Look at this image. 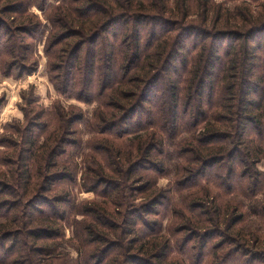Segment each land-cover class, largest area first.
I'll return each mask as SVG.
<instances>
[{
	"label": "trees",
	"instance_id": "16d2710c",
	"mask_svg": "<svg viewBox=\"0 0 264 264\" xmlns=\"http://www.w3.org/2000/svg\"><path fill=\"white\" fill-rule=\"evenodd\" d=\"M1 1L0 57L3 53L12 56L6 60L10 63L5 64V74L35 72L34 65L17 70L15 56L25 52L26 46L16 38L35 28L24 17L23 6L44 10L48 0L13 6L1 5ZM194 2L60 0L50 6L51 43L67 42L58 57L62 63L53 68L67 74L66 84L62 87L55 82L56 90L73 95L78 86L80 100L97 102L91 130L113 132L110 135L119 139L134 137L120 143L107 139L113 142L108 146L115 159L113 176L101 182L100 174L93 178L87 173L86 183L80 184L82 190L97 191L106 184L96 194L104 201L68 205V189L54 197L47 195L56 190V183L75 179L66 165L65 171H55L62 162L58 149L68 144L67 136L62 139L56 132L68 131L75 114L56 108L60 125H54L55 130L39 143L34 129L43 111L34 114L23 129L15 123L6 125L10 134L0 137V147L6 148L0 154V251L4 249L6 259L0 264H159L176 260L175 252L185 261L196 256L197 264L208 254L216 264H264V254L248 247L260 238L252 235L248 239V231L242 228L254 220L264 226V171L258 168L264 162V77L257 82L253 79L254 61L261 58L259 48L249 44L264 32V4L256 11L240 5L225 10L213 0ZM19 14L24 18L21 21ZM8 15L10 22L1 17ZM198 21L203 28L193 25ZM229 37L233 41L224 48L223 39ZM57 78L50 76L52 82ZM207 94L217 101L206 114ZM251 94L258 99L249 98ZM119 125L122 129L115 131ZM187 125L203 127L191 139H180ZM250 128L254 136L248 133ZM76 144L80 146V141ZM91 149L98 147L92 144ZM175 158L180 162H173ZM171 165L179 176H187L176 181L174 192L190 193L178 204L185 212L181 214L183 224L166 236L161 226L152 227L157 221L147 216L169 198L151 174H164ZM217 165L223 171V198L233 196L234 201L223 199L220 204L217 198L221 195H212L214 187L218 188L215 184L205 187L212 189L207 200L204 196L195 204L204 189L203 172ZM135 192L144 196V203H135ZM74 213L83 216L70 241L79 252L76 258L60 250L63 227ZM142 219L145 224L138 229L136 221ZM185 221L192 229L189 235H181L190 231ZM160 236L166 237L158 241ZM216 236L223 238L222 243L211 245ZM100 242L103 248L96 245Z\"/></svg>",
	"mask_w": 264,
	"mask_h": 264
},
{
	"label": "rangeland",
	"instance_id": "374dc122",
	"mask_svg": "<svg viewBox=\"0 0 264 264\" xmlns=\"http://www.w3.org/2000/svg\"><path fill=\"white\" fill-rule=\"evenodd\" d=\"M28 0H9V1H1V5H9L13 6L16 2H21L26 4ZM199 0H196V2ZM215 3L221 5L225 10L233 9L235 6H244V7H251L252 10L259 11L262 8V4H264V0H260L259 2H255L254 0H213ZM60 2V0H48L46 4L44 5V10H41L37 6L29 7L28 5L23 6V15L24 17H28L27 20L32 21L31 25L33 26L35 24V28L30 32V34L18 36L16 38V41L19 45L26 46V51H21L19 55L15 56L18 58L19 62L17 63L18 67L17 70L21 67V72L24 70V67H35V72L32 73H25L21 74V76L13 75L8 76L5 74V64L8 65L10 62H7L6 60L11 59L12 56L5 55L3 53L0 57V98L3 99V105L0 108V137L2 136H9L10 132L6 131L4 127L8 124H14L15 127H19L23 129L22 127L27 125V122L31 117L36 113L44 112L43 117L36 121L38 123L35 125L36 130V142L39 143V141H42L44 137L47 136V134L50 131H54L53 128L54 125L58 127L60 125V117L56 113V108L64 110L69 113H74L75 118L73 124L68 126V131H66L64 134L62 132H56V135L58 137H66L67 145H63L58 149V152L60 156L58 157V161H62L59 163V166L55 169V171L60 172L61 170L65 171V165L68 169V171L72 172L71 174H74V180H65L62 182L56 183L54 185V188L56 189L54 192L49 193L48 197H54L58 195V193H61L62 190H66L71 194V202L68 203V205L72 204H78L81 205L83 202L91 201V200H98V202H103L100 197H98L96 194L97 192L101 193L102 189L105 187L106 184H103L98 191L94 189H81L80 184L87 181L85 179L86 174L89 173V175L93 178L97 177L96 175L100 174L98 179L101 178V182L103 179H105L107 176L111 177L113 176L111 174V170L113 168V165L115 163L114 156L110 152V147L112 146L113 142H107V139L110 141L115 140L116 143H120L122 141L128 140L131 137L134 136H125L119 139L118 137H113V132H109L107 134H102V132H95L94 130H91V124L95 122L94 113L97 108V102H90L87 103L83 100H80L78 98L79 96V90L78 86L76 88L74 87L73 95H63L59 93L55 88V82L60 84V86L64 87L65 82L67 79V74L58 72L57 70L54 71L53 68L58 65L57 63H62L63 58L59 59L58 57L60 54H62V49L66 47L67 42H63L60 44H57L56 46H53L51 43V36L53 33V27L51 23L48 20V13L51 11L50 6L51 5H57ZM194 2V4H196ZM29 10V11H28ZM16 16L15 14H12ZM4 18L7 22L11 21V15L8 16H1ZM19 21L24 19L21 17V15H18L17 18ZM193 19H198L197 15L193 16ZM225 20V18H223ZM193 25H196L197 27L203 28V25L200 21L194 23ZM58 29V28H57ZM55 28V30H57ZM222 29V28H221ZM233 30H237L236 28H231ZM232 30V31H233ZM226 32L227 30L222 29V32ZM246 31V30H245ZM261 33V32H260ZM77 41V39H73L72 42ZM194 41L191 40V42ZM233 41L232 37L223 39V43H225L224 48ZM244 40H241L240 43L243 44ZM251 47H258L259 50L257 53H259L261 60L259 58L255 60L256 68H254V81L257 82L258 77H264V32L256 36L255 38H252V41L249 42ZM255 52V51H254ZM223 53V51H222ZM26 56V58L22 57ZM223 56V55H222ZM3 57V60L1 58ZM13 57V58H15ZM63 57V55H62ZM25 59V60H23ZM3 63L1 64V62ZM6 61V62H5ZM22 61V62H21ZM24 61V62H23ZM83 62V61H82ZM252 62V61H251ZM25 63V64H22ZM36 63V64H34ZM4 64V66H3ZM77 75L78 72H75ZM51 74V75H50ZM59 75V76H57ZM50 76L52 77H58L55 81L50 80ZM80 76H77L76 80L79 79ZM257 94H260L259 92H256ZM257 98L258 97L255 94H251L249 98ZM217 98L213 95H205L204 97V109L206 111V114L209 111H212V103L216 102ZM185 103V102H183ZM84 115L83 117L81 115ZM19 122V123H18ZM53 123V125H51ZM124 125V124H122ZM31 126V125H30ZM107 125L106 127H108ZM189 129L186 131H182L180 139H191V136L197 135L195 130L197 129L198 133L200 132L201 128L203 126H196V125H187ZM105 127V126H104ZM184 127V126H183ZM19 128V129H20ZM122 129V126L119 125L118 128L115 129V131H119ZM199 129V130H198ZM251 128L249 129L248 133L252 136H254L256 133L253 131L250 132ZM69 133V134H68ZM201 134V133H200ZM20 133H16L14 135V138L19 137ZM193 135V137H194ZM76 141H80V146L76 144ZM101 142V143H100ZM100 143V144H98ZM95 144L98 149H101L98 151V149H91V145ZM65 149V150H62ZM6 148L0 147V154L5 151ZM176 160H173V162H180L178 158H175ZM140 160V159H138ZM142 160V159H141ZM157 161V160H156ZM58 163V162H57ZM172 166V165H171ZM173 167V168H172ZM169 167L170 170L165 171L164 174H151L152 177H157V187L160 189H163L169 198H166L162 201V203L155 208V212L152 215H148L149 221H157L154 223L152 227H154L156 230L159 229L161 226V232L166 236H171V229H175L177 225H182L183 221L181 220V214H184L185 212L182 210V208L178 205L183 199H186L187 192H174L175 183L177 180H185L187 177H181L177 174L176 170L174 169L175 166ZM260 170L264 171V162L259 164L258 167ZM220 165L209 167L205 172H203L202 177L200 178L201 186L204 187L202 191H200L197 194V200H195V204H197L199 201L204 199V196H206L205 201L208 197V191L211 190H205V187L213 188L215 184L218 188H215V190H212V195L215 193L220 194L221 198H217L220 204H223L224 201H228L229 199L231 201H234V197H230L227 195V198H223L225 194H223V191L225 192V188L223 189V171ZM221 172V173H220ZM199 179V178H198ZM207 180L212 181L211 184H207ZM40 183V182H39ZM86 183V182H85ZM100 183V182H99ZM98 185V184H97ZM122 191V190H121ZM125 191V190H124ZM123 192V191H122ZM128 194V192H125L123 195ZM203 195V197L201 196ZM133 198L136 204L144 203V196L139 193L135 192L133 193ZM171 198V199H170ZM245 201V200H243ZM138 207V206H137ZM137 213H139V210H137ZM141 217V215L139 216ZM83 219V216L78 215V213H74L72 216V219L68 220V224H65V227H63L62 232L64 233V238L61 243L60 250L62 252H65L72 256L73 258H76L78 256V251L74 245L70 243L71 240L75 239V232L77 227L79 226V223ZM122 219V218H121ZM145 224V220H138L136 221V225L138 229H141L143 225ZM185 227L190 229V231L181 234L186 235L189 233H192V229L190 225L185 221ZM223 228V225H222ZM244 232L248 231L246 235L248 236V239L252 238L251 236L254 235L255 237L260 238L259 243H253L249 242L248 247L254 251L264 254V226L262 223H260L258 220H254V222H251L250 224H246L242 227ZM106 232L109 230L106 228ZM166 236H160L158 238V241H163ZM163 237V238H162ZM223 239L219 236L214 237V239L211 241V245H217L219 243H222ZM99 245V248H103L104 243L96 244ZM95 245V246H96ZM136 245H139L137 242ZM181 245L177 244L175 247H180ZM26 250H28L26 248ZM228 248L226 249V251ZM4 249L0 251V260L5 258L4 256ZM220 254H223V250L219 252ZM179 254L178 252H175L172 254V257H176L174 261L170 260L169 263H162L159 261V264H197L198 259L196 256L192 257L190 260L186 261L184 260V257ZM183 257V258H181ZM6 259V258H5ZM182 261H184L182 263ZM200 264H216L213 261V257L211 254L206 255L205 258H203L200 261ZM218 264V263H217ZM223 264V262H222Z\"/></svg>",
	"mask_w": 264,
	"mask_h": 264
}]
</instances>
